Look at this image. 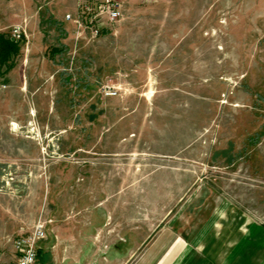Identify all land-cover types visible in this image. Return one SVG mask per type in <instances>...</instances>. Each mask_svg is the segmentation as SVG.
Wrapping results in <instances>:
<instances>
[{"label": "rangeland", "instance_id": "374dc122", "mask_svg": "<svg viewBox=\"0 0 264 264\" xmlns=\"http://www.w3.org/2000/svg\"><path fill=\"white\" fill-rule=\"evenodd\" d=\"M121 2L89 41L73 0H0V40L26 30L0 66V264L43 218L87 264H140L183 204L264 214V0Z\"/></svg>", "mask_w": 264, "mask_h": 264}, {"label": "crops", "instance_id": "0c3cea01", "mask_svg": "<svg viewBox=\"0 0 264 264\" xmlns=\"http://www.w3.org/2000/svg\"><path fill=\"white\" fill-rule=\"evenodd\" d=\"M205 210L203 204H183L141 251L140 264H264V214L248 216L222 201L208 215ZM48 239L54 240L47 248L53 264H87L81 250L70 255L78 247L73 229L53 226L42 244Z\"/></svg>", "mask_w": 264, "mask_h": 264}, {"label": "built area", "instance_id": "2783aa9c", "mask_svg": "<svg viewBox=\"0 0 264 264\" xmlns=\"http://www.w3.org/2000/svg\"><path fill=\"white\" fill-rule=\"evenodd\" d=\"M124 8L121 0H76V12L73 16L66 15L65 21L70 23L77 38L88 37L89 41L97 39L101 33L115 26L123 17ZM25 27L13 26L9 32V40L14 44L22 42L26 37ZM101 92L105 97H112L116 92L103 86ZM10 167L1 169L4 186L15 181ZM19 168L14 169L13 174ZM54 220L43 218L26 233L17 235L12 243L14 264H38L39 245L48 238Z\"/></svg>", "mask_w": 264, "mask_h": 264}, {"label": "trees", "instance_id": "16d2710c", "mask_svg": "<svg viewBox=\"0 0 264 264\" xmlns=\"http://www.w3.org/2000/svg\"><path fill=\"white\" fill-rule=\"evenodd\" d=\"M18 52L16 44L0 40V66L4 65L10 56H16Z\"/></svg>", "mask_w": 264, "mask_h": 264}]
</instances>
